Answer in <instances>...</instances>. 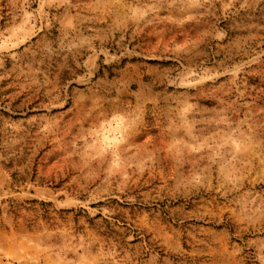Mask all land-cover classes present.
Wrapping results in <instances>:
<instances>
[{"label":"rangeland","instance_id":"374dc122","mask_svg":"<svg viewBox=\"0 0 264 264\" xmlns=\"http://www.w3.org/2000/svg\"><path fill=\"white\" fill-rule=\"evenodd\" d=\"M0 264H264V0H0Z\"/></svg>","mask_w":264,"mask_h":264}]
</instances>
